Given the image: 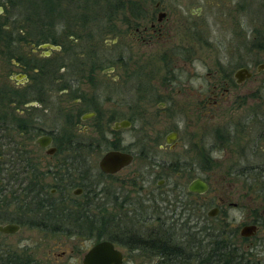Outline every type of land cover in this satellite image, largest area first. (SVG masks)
Returning <instances> with one entry per match:
<instances>
[{
    "label": "flooded vegetation",
    "instance_id": "1",
    "mask_svg": "<svg viewBox=\"0 0 264 264\" xmlns=\"http://www.w3.org/2000/svg\"><path fill=\"white\" fill-rule=\"evenodd\" d=\"M150 3L0 0V70L6 73L11 68L13 83V91L1 88L0 107L13 108L15 115L12 123L0 120V134L23 148L25 158L16 169L21 180L30 181L39 194L21 198L16 206L20 212L16 210L15 218L0 225H16L19 232L25 225L23 214L30 210L26 223L40 233L71 237L101 234L107 217L113 237L109 242L121 253L122 264L130 263L125 250L156 264H215V260L264 264V204L244 207L227 198L226 182L213 186L198 177L182 181L178 170L189 169L177 170V163L159 160V153L171 152L180 143L179 127L151 138L155 126L170 117L135 118L134 112L140 94L144 103L150 101L152 92L161 94L156 103L161 112L175 97L176 103L182 101L181 112L188 107L202 128L203 144L209 138V111L226 105L231 82L234 87L243 86L253 74L249 65L241 64L237 70L246 69L250 77L240 83L234 78L237 70L230 77L226 65L198 76L193 66L195 34L184 35V46L172 40L178 26L197 27L194 18L201 10L188 8L187 15L177 18L164 11V0ZM195 79H204L206 84L195 88ZM60 118L59 130L53 123ZM135 132L143 137L138 150L134 149ZM41 137L50 139L48 146L37 143ZM228 140H223L222 148L226 149ZM258 141H263L259 135L247 149L255 151ZM194 144L204 157L214 146L207 144V149ZM108 152L128 154L133 160L116 173L105 174L98 164ZM96 154L94 174L89 161ZM246 168V172H264L261 164ZM48 178L50 183L42 182ZM195 179L207 185L204 193L189 191ZM23 203L33 209L24 210ZM49 204L62 211L57 216L64 229L56 226L55 215L37 212L38 205ZM237 213L242 223L235 228L231 222ZM88 220L95 222V229H86ZM247 226L255 228L254 234L243 237L240 232ZM8 235L13 234L0 233ZM21 255L0 238V264H21Z\"/></svg>",
    "mask_w": 264,
    "mask_h": 264
},
{
    "label": "rangeland",
    "instance_id": "2",
    "mask_svg": "<svg viewBox=\"0 0 264 264\" xmlns=\"http://www.w3.org/2000/svg\"><path fill=\"white\" fill-rule=\"evenodd\" d=\"M155 1L150 0V4L153 5ZM163 5L164 11L172 13L177 18L187 15L188 8L201 10L200 16L194 18L197 27L191 29L184 24L178 26L174 29L176 34L172 40V44L184 46L187 45L184 35L189 33V36H192V32L195 34L196 45L193 46L196 47L197 54L193 66L198 76L202 78L206 70L224 69L226 65L232 77L241 64H247L253 78L243 86L234 87L232 82L229 84L226 105L209 111L212 117V119L210 116L207 118L211 119L207 121L210 125L209 138H204L203 144L200 143L202 128L192 118L194 116L191 115L188 107L181 112L179 105L182 101L176 103L175 97L172 105L161 112L156 109L161 94L152 92L148 103L142 101L143 94H140V101L136 103L134 110L135 118L156 117V115L161 119L170 117V121L155 126L156 132L151 134V138H155L159 133L165 134L171 128L179 127L180 143L171 152L159 153V160L170 164L177 163L179 165L177 170L181 166L189 169L178 170L182 181L189 182L198 177L213 183V186H217V183L223 185L226 182L227 198L242 202L245 204L244 207L246 203L251 206L264 204V196L260 194V187H256L253 179L257 174L253 173L254 176L247 178L243 175L248 165L261 164L264 167V69L257 71L259 65H264V0H164ZM10 69L6 73L0 70V90L6 88L13 91L11 87L13 83L9 77ZM199 84L204 85L206 82L204 79H195L192 83L195 88ZM61 118L55 120L54 128L62 129ZM258 135L263 141H258L256 147L254 146L256 150L247 149V144L253 147ZM142 139V134L135 132L134 149H139ZM225 139H229L226 142V149L222 148ZM194 143L199 148L203 145L208 149L210 143L214 146L208 152V156L204 157L197 152ZM98 160L99 154H96L89 161L94 168V174H97ZM137 164L130 168V173L136 170ZM12 168H16V164L12 165ZM172 178H175V174H172ZM42 182L50 183L51 180L48 178ZM105 182L109 184L110 181L105 180ZM46 192H50V188H47ZM54 197L52 196L51 199ZM6 199H10L9 196ZM16 206H11L9 209L0 207L1 216L9 214L4 217L7 221L15 218L17 211L20 212ZM29 208L33 209L32 205ZM30 213L32 212L23 214L25 225L17 234L0 236V238L5 240L8 249L25 252L37 264H82L86 251L97 242L96 237L99 234L82 233L66 237L40 233L35 227L26 223L28 220L26 215H32ZM246 213L247 211L244 214ZM234 215L236 219L231 224L235 228L240 227L241 213ZM135 225L139 228L138 223ZM124 254L130 261L129 264H156L137 253L133 254L125 250Z\"/></svg>",
    "mask_w": 264,
    "mask_h": 264
},
{
    "label": "trees",
    "instance_id": "3",
    "mask_svg": "<svg viewBox=\"0 0 264 264\" xmlns=\"http://www.w3.org/2000/svg\"><path fill=\"white\" fill-rule=\"evenodd\" d=\"M14 110H10L7 108V110L4 108V106L0 107V120H6L8 124L14 122ZM6 137H3L0 134V207H5L6 209L11 208V206H16L18 201H20L21 198L30 199L33 197H39L38 190L36 187L31 184L30 181L24 183L19 175V172L16 168H12V165L16 164L17 166H22L21 162L25 155L23 153V148L19 147L13 140L5 139ZM28 165V164H27ZM257 174V177L253 178L256 182V187H260V191H262V194L264 196V172L263 173H255ZM244 176L252 177L254 176L251 172H245L243 173ZM259 184V185H258ZM15 186V187H14ZM18 189H16V187ZM15 188V189H14ZM10 199H6V198ZM31 204L23 203L24 210L28 209ZM38 213H48L51 215H55V224L58 225V228L64 229L63 226H61V222L58 221V214L62 213V211H58L55 209V207L51 204L49 205H38ZM47 209V210H44ZM8 211V210H7ZM26 212H30V210H27ZM9 216V214H7ZM6 214L4 216H1L0 213V221H4L7 216ZM86 226H88L86 229H95V222L94 221H86ZM60 225V226H59ZM57 229V227H55ZM111 229V220L107 217L103 218L102 226H101V234H99L96 237V241L99 242L101 240H108L112 241L113 237L110 235L109 231ZM217 253H219L217 251ZM219 256H221L219 254ZM21 264H37L34 259H32L30 256H27L26 253H22L21 255ZM221 263V260H215V264ZM219 263V264H220ZM203 264V263H201Z\"/></svg>",
    "mask_w": 264,
    "mask_h": 264
},
{
    "label": "water",
    "instance_id": "4",
    "mask_svg": "<svg viewBox=\"0 0 264 264\" xmlns=\"http://www.w3.org/2000/svg\"><path fill=\"white\" fill-rule=\"evenodd\" d=\"M264 69V65H259L258 72ZM250 74L246 69H239L235 72L234 78L237 83L242 82L245 78H249ZM49 138L41 137L37 143L42 146H48ZM133 157L120 152H108L100 160L99 169L105 174H114L121 168L131 164ZM207 190V185L200 179L193 180L189 185V191L198 192L200 194ZM19 227L16 225L6 224L0 225V233L14 234L18 232ZM254 227L247 226L242 228L240 234L243 237H249L254 234ZM82 264H122V255L117 251L113 244L109 241H101L90 248L82 258Z\"/></svg>",
    "mask_w": 264,
    "mask_h": 264
}]
</instances>
